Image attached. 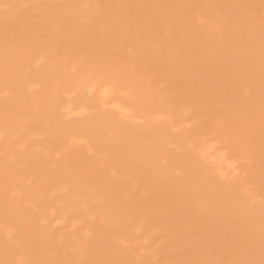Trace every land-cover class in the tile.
Wrapping results in <instances>:
<instances>
[{"label":"bare ground","instance_id":"bare-ground-1","mask_svg":"<svg viewBox=\"0 0 264 264\" xmlns=\"http://www.w3.org/2000/svg\"><path fill=\"white\" fill-rule=\"evenodd\" d=\"M0 264H264V0H0Z\"/></svg>","mask_w":264,"mask_h":264}]
</instances>
